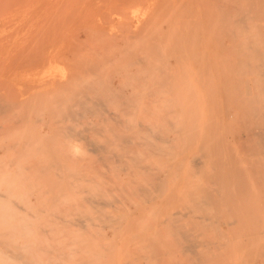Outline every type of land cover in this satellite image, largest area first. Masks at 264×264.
I'll return each mask as SVG.
<instances>
[{"label":"bare ground","instance_id":"6f19581e","mask_svg":"<svg viewBox=\"0 0 264 264\" xmlns=\"http://www.w3.org/2000/svg\"><path fill=\"white\" fill-rule=\"evenodd\" d=\"M209 3L210 1H208ZM262 4L264 5L263 0L253 2L252 11L255 12L257 19L254 26L257 35V77L264 93V10H261ZM198 6L200 5L198 4ZM207 6L213 8L212 10L207 9L208 12L212 11L209 15L207 14L208 17L200 20V22L197 21L196 17V22H192L194 29L191 26H186L187 29L190 27L189 30H193V34L189 30L190 33L187 34V31L185 34L183 27L180 25L182 31L177 32L175 41L172 40L169 46L168 40L170 39L164 41L168 36L166 33L165 37L160 35L163 38L158 36V39L159 37L164 39L161 41L165 46L160 47L157 44V47L152 48L153 45H151L154 52L151 50L152 52L146 54L147 57L141 54V56L138 55L139 57L134 55V58L131 59L132 56H128L130 61L126 60L129 63L126 60L123 61L127 62L126 67L125 63H120L119 58V63L125 67V70L122 67L123 73L125 71L126 74L122 73V76H119L117 72L120 71H117V68L120 66L112 68L118 74L115 80L118 81L117 84L114 81L115 77L114 79L111 78V70V73L106 71L108 74L110 73L111 77L108 75L107 78V75L104 76L103 73V70L106 69L104 66L109 63L106 58L113 61L116 58L115 54L110 59L105 53L103 54L105 58L100 56L99 64L101 63L100 59H105L103 61L107 62L105 65L102 64L103 62L101 63L104 69L99 64L89 63L90 60L88 64L78 60L79 63L82 62L85 66V68L82 67L84 71L80 68L85 83L82 85L77 82L76 84V97L72 101L75 103L76 108L70 106L61 113L62 118H66L68 121L73 119L77 121V128H74V131L70 125H66L61 131L83 138L82 145L79 142L70 144V149L76 156L79 167L83 162L81 159H84V171L81 172L79 169L75 170L73 168L63 171L64 175H72L74 179L77 178V180H69V183H67V190L69 191L64 197L65 203L71 205L74 209L72 222L80 228L77 229L78 233L73 235H49L47 240L50 241L47 242L39 239L37 242L31 243L18 241L5 244L8 247L20 246V249L0 250V264H113L110 255L115 256V254L110 252V248H108L110 245L101 243L98 240L95 241V236L104 235L106 228H112L115 225V209L118 204L130 200L131 197L139 202L154 198L163 190L171 188L170 185L178 184L184 169L185 180L181 182L180 186L189 189L187 203L185 207L169 212L166 220L161 224H170L177 230V235L179 232L182 238L185 237L183 240H187V237L192 234L189 231V235L187 234L189 229H186L185 226L186 230L183 228L184 221L182 222V220L190 217V223H193L192 220L195 221L194 226L191 224L194 230L191 229L192 226L189 225V221L187 222V228L191 226L190 230L195 231L193 233L198 232L200 226L206 228L211 226L212 229L216 230V233L225 238L224 226L228 229L234 222L231 217L227 220V196L241 194L249 188V183L255 184L258 189H264V99L258 101L259 105L251 106L252 100L237 98L239 88L236 83L238 82H234L233 85L230 80V71L233 72L229 57L230 46L228 44L230 36V1L212 0V6ZM157 8L160 11L153 8V12L155 14L159 11V13H156L157 15L152 14L154 17L159 15L157 20L160 22L161 9L158 5ZM144 11L146 12V9ZM137 12L139 14L141 11L138 10ZM190 13H192V10ZM152 14L150 13V15ZM181 15L179 17H187ZM157 20L155 22H158ZM165 21L168 27L169 21L167 19ZM191 21L192 19L186 22ZM119 24L121 25V23ZM159 24L162 23L157 25ZM142 26L144 25L142 24ZM138 28L141 30L140 27ZM160 28L159 32L156 31L158 32L157 35L170 31L171 25L170 30L161 28L162 31H160ZM163 30L167 31L163 33ZM122 38L123 40L126 39L124 36ZM105 39L107 38L105 37ZM88 41L86 42L88 43ZM140 41H142L141 37ZM129 43H132V41ZM98 44L96 43V48H99ZM126 44L125 42L124 45ZM127 45L121 47L126 50L130 48ZM184 45L187 47L185 50L182 48ZM110 47L115 46L111 45ZM76 48L80 49L79 46ZM147 49L150 50V47ZM114 50L116 49L114 48ZM128 50L131 53V49ZM98 54H100V51ZM75 56L77 57L76 53ZM82 56L84 57L83 54ZM93 56L94 54H92ZM174 58L176 65L171 63V59L174 60ZM62 60L64 63L65 60L68 61L65 63L67 66L72 64L69 63L72 62V59H65L64 57ZM114 60L118 63L117 59ZM97 61L95 59L94 62ZM113 64L110 63V65ZM110 68L108 66L107 69ZM65 69L63 74L67 76ZM73 69L75 70V68ZM234 71L239 72L237 68H234ZM101 72L102 75H99ZM234 77L237 79L239 75H234ZM87 88H89V92L87 91V94H84ZM206 88L209 90L205 91L204 94L203 90H207ZM109 102L114 103L116 106L110 107ZM4 107L2 106L1 109ZM233 112L234 115H231L230 113ZM231 116H233L232 121ZM83 118L86 119L85 124L81 125ZM226 121L227 130L222 127V123L225 124ZM232 124L235 125L233 128ZM81 152H84L82 158L80 156ZM57 157L61 160L59 155ZM52 167L59 169L58 162H54ZM113 171L117 172L112 173ZM123 176H126V178H123ZM73 192H76V196ZM51 198L58 199L59 195L54 194ZM14 199L8 188H0V206H4L5 210H8L6 209L8 206H15ZM75 200L76 206L73 202ZM26 212L28 215L26 217L17 218L15 216L16 218H9L5 216L8 211H5V214L0 216V222L5 223L11 229L15 228V226L10 227L11 222L34 220L31 212ZM63 218L65 217L59 210L52 211L51 221L53 224L49 228L43 227L42 230H59L60 225L58 222H61ZM216 218L218 223L220 222L219 224L216 222ZM220 218L221 221L218 220ZM197 219L202 220L199 223L200 226L197 224ZM65 221L70 222L69 220ZM179 222L183 225L181 223L180 225ZM84 228L88 232L87 235L81 233ZM182 229L184 230L182 231ZM207 229L211 230L210 228ZM207 229H200V235H203L201 230L207 232ZM218 234L216 235L219 236ZM204 235H207V233ZM213 235L214 233L212 237L215 236ZM205 237L206 242L205 240L202 242L205 245L209 240L206 245L208 248L211 246V244L209 245L210 240L216 243V239L207 240ZM221 241L220 239L218 244L224 243V241ZM189 243L187 246L192 247L190 251L195 252L196 248L195 250L193 248L198 246L197 243H190L191 245ZM215 243L212 244L214 248L217 245ZM242 243L240 250H235L229 254L228 264H264V233L255 236L249 235ZM179 245L182 246L181 243ZM220 245H217V248ZM254 247H257V249L254 250ZM217 248L215 251H217ZM181 251H183L182 248ZM183 254H186V252H183ZM205 254H203L204 259L207 258V254ZM220 255L217 256L216 260L224 254L220 253ZM191 257H194V255ZM196 263L198 264V262Z\"/></svg>","mask_w":264,"mask_h":264},{"label":"rangeland","instance_id":"374dc122","mask_svg":"<svg viewBox=\"0 0 264 264\" xmlns=\"http://www.w3.org/2000/svg\"><path fill=\"white\" fill-rule=\"evenodd\" d=\"M208 1L211 4H208ZM229 1L230 36L228 44L230 46L231 68H233V72L232 70L230 71L231 84L238 82L236 83L239 88L237 98L250 99L253 101L250 105L257 106L259 105L258 101L264 99V93L260 87L261 83L257 77L258 72L256 69L258 66L256 56L257 35L254 26L257 19L255 12L252 11L253 2L256 0ZM187 4L189 5L187 6ZM157 5L161 9V19L159 17V20L163 22L157 20L159 15L156 16L157 18L154 17L160 11ZM207 5L212 6V0H166V3L165 0H143V3L142 0L140 2L139 0H0V188H8L10 194L15 198L13 200L15 206H8L6 208L8 210H5L4 206H0V216H3L4 212L8 211L5 216L21 218L28 216L26 211H29L34 217V220L31 219L30 221L17 220L11 222L9 224L11 225L10 227L15 226V228L11 229L5 223L0 222L1 251L20 249V246H6L5 244L8 243L18 241L31 243L37 242L39 239L47 242L50 241L47 240L49 235H73L78 233L77 229L80 227L72 222L74 209L71 205L65 203L64 197L69 191L67 190V183H69V180L73 181L74 178L72 175H64L63 171L71 168L79 169L81 172L84 171V159H81L83 162H81V167H79L76 156L70 149V144L79 142L82 145L83 138L61 131L66 125H70L72 129L77 128V121L74 119L68 121L66 118L61 117V113L70 106L76 108L75 103L72 102L76 97V84L77 82L82 85L85 83V78L82 76V70L84 71L85 68L83 63L88 64L90 60L89 63L97 65L99 64V58L103 57L104 53L109 59L115 54L116 58H113L117 59L118 63L114 59L113 62L112 59L108 60L106 58L109 63L104 62L105 59H100V62H103L102 64L105 65L107 63V66H104L106 69L103 68L101 63L99 64L104 69V76L107 75L108 78L109 75L113 79L115 77V81L117 75L119 74L120 76L123 73V69L125 70L126 63H129L131 56V59L134 58V55L136 57L138 55L141 56V54L147 57L157 44L160 47L165 46L161 41L164 39H160V37L163 38L160 35L166 36L168 34L164 41L169 38V46L172 40L173 42L175 41L177 32L182 31L180 30L181 26L185 34L190 29V27L187 29L186 26H191L194 29L192 22L196 20V17L197 21L200 22L212 12L207 11L210 8ZM182 6L183 8H181ZM153 8L159 11H155L156 13L154 14ZM145 9L146 12L144 11ZM190 9L192 13H190ZM212 9L211 7L210 10ZM138 10L141 11L139 14ZM261 10H264L263 4ZM175 11L179 14H176ZM150 13L154 15L152 14V16ZM180 14L187 17H179ZM138 18L140 19L138 20ZM155 19L158 22H155ZM166 19L170 22H168V27L166 26ZM190 19H192L191 22H186ZM158 23L162 24L157 25ZM158 27L170 31L165 32L167 30H163L165 34L159 33L157 35L159 32ZM161 28L160 31H162ZM191 30L189 31L193 34V30ZM189 31L187 34L190 33ZM103 36L104 38H102ZM123 36L126 39L123 40ZM158 36H160L159 39ZM98 37L101 38L100 43L98 42ZM140 37L142 41L139 42ZM124 41L127 44L132 41V43L128 44L130 46L128 49H131V53L130 50L122 48L127 45H124ZM95 42L99 43V48H96ZM76 45L80 49L76 48L78 47ZM109 45L115 47H110ZM140 45H142V48ZM132 47H134L133 50ZM149 47L150 50L147 49ZM182 48L185 50L187 47L184 45ZM98 50L100 54H98ZM127 50L129 51L128 53ZM92 51L93 57L90 54ZM109 51L111 53H108ZM105 55L103 58H105ZM64 57L65 59H72V62H69L72 64L68 63L69 65L67 66L65 63L68 61L65 60L64 63L62 60ZM151 57H153L152 54ZM94 58L98 60L96 63ZM119 58L121 60L120 63L129 58V61L123 62L125 67L119 63ZM172 59L171 63L176 65L175 58L174 60ZM78 60H82L83 63H79ZM110 63L114 64L110 65ZM69 66L70 68L68 69ZM108 66L111 68L107 69ZM82 67L84 68L82 69ZM113 67H119L120 69L117 68V71L120 72L113 71ZM234 68H237L239 72L236 73ZM64 69L67 76L63 74ZM106 71H109L111 76ZM99 75H102V72ZM234 75H239V77L236 79ZM117 83L118 81H115V84ZM208 90H203L204 94ZM87 91L89 92V88L85 90L84 94H87ZM109 104L111 105L110 107L116 106L111 102ZM2 106L5 107L1 109ZM230 114L234 115V112ZM85 120L84 118L81 120V125L85 124ZM233 126L235 125L232 124V128ZM222 127L227 130V121L225 124L222 123ZM57 155L60 156L61 160L58 159ZM80 156L82 158L84 152H81ZM54 162H58L59 169L52 167ZM54 170L56 171L55 174ZM116 172L113 171L112 173ZM123 178H126V176H123ZM75 179L77 180V178ZM184 180L185 169L182 171V178L179 179L178 184L170 185L171 188L163 190L154 198L139 202L134 197H131L130 200H125L118 204L115 209V225L112 228H106L104 235L95 236V241L98 240L101 243L110 245L108 246L110 252L115 254V256L110 255L113 264H190L191 262H195L194 264H197L196 262L198 264H213L219 259L218 264L221 262H223L221 264H228L229 254L235 250H240L243 244L242 241L245 238L249 235L255 236L259 233H264V189H258L255 184L249 183V188L241 194L227 196V220L231 217L234 222L228 229L226 226H224L225 228L223 227L226 234L225 238L216 233V230L212 229L213 227L211 226L207 227L211 230L201 227L199 223L202 220L197 219V224L200 226L199 231L202 228L207 229V232H205L206 230H201L203 235L207 233L204 237L206 236L207 240L216 239V243L210 240L209 245L211 244V246L209 248L211 250H209L206 246L209 240L204 245L202 241L205 240L206 242V239H204L203 235H200L199 231L193 233L195 232L193 231V223L195 221L192 220L193 223H190V217H188L182 220L184 225L181 222L179 224L181 223L184 229L185 227L189 229L187 234L189 231L193 236H186L189 241L183 240L185 235L182 238V235L179 232L177 235V230L170 224L161 223L166 220L169 212L185 207L189 189L185 186H180ZM54 194H58L59 198L52 199L51 197ZM73 194L76 196V192H73ZM73 202L76 206V200ZM54 210H59L65 217L61 222H58L60 229L57 231L42 230L43 227L49 228L53 224L51 216ZM40 216L41 218H39ZM191 218L194 219L192 216ZM217 218L215 220L218 223ZM218 220L221 221V218ZM187 222L189 225H193H191L192 227L190 226L193 230H190V227L187 228ZM197 224L195 225L196 227ZM212 231L215 235H213L214 237H212ZM81 233L82 235H87L86 233L88 232L84 228ZM220 239L224 241V243L221 241V245L218 244ZM189 242L191 244L197 243L198 246L193 248V250L196 248V253L190 251L192 247L187 246ZM180 243L182 246L179 245ZM213 243L220 245L218 248L217 245L215 246L217 251H215L216 248L213 247ZM181 248L183 251H181ZM186 248L190 251L189 254ZM255 249L257 247H254ZM183 252H186V254H183ZM191 253H195L193 254L194 257H191L193 256L190 255ZM204 253L207 254L205 259L203 258ZM212 253L214 254L213 257ZM220 253L224 255L216 260L217 256H221ZM211 258L213 259L211 260Z\"/></svg>","mask_w":264,"mask_h":264}]
</instances>
